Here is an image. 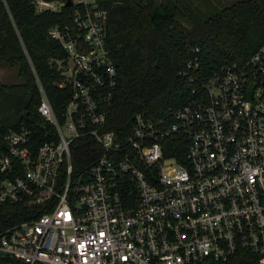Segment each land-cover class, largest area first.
I'll use <instances>...</instances> for the list:
<instances>
[{
    "label": "built area",
    "instance_id": "2783aa9c",
    "mask_svg": "<svg viewBox=\"0 0 264 264\" xmlns=\"http://www.w3.org/2000/svg\"><path fill=\"white\" fill-rule=\"evenodd\" d=\"M72 5L71 24L49 29L67 53L54 63L69 102L58 115L38 81L46 138L35 150L29 127L0 134V205L45 210L0 229V253L23 264H264V42L216 68L192 48L180 71L191 93L174 120L136 114L124 138L99 104L117 84L108 11ZM84 136L102 154L76 175L71 144Z\"/></svg>",
    "mask_w": 264,
    "mask_h": 264
},
{
    "label": "trees",
    "instance_id": "16d2710c",
    "mask_svg": "<svg viewBox=\"0 0 264 264\" xmlns=\"http://www.w3.org/2000/svg\"><path fill=\"white\" fill-rule=\"evenodd\" d=\"M60 10L39 11L32 0H7L19 35L0 0V63L16 68L19 81L0 82V134L29 127L36 143L45 138L38 123V106L44 87L60 115L72 91L59 88L55 59L67 53L49 34L53 26L70 25L76 6L68 0ZM72 1V0H71ZM108 11V46L117 67L116 89L108 102H100L107 115V130L122 137L132 131L136 114L152 120H174V112L190 97L191 83L180 73L200 48L207 66L225 61L244 63L264 42V0H241L207 15L192 0H99ZM208 68V67H207ZM52 133V128H47ZM33 139V138H32ZM179 139V137H176ZM2 142L0 138V143ZM179 144L184 146L182 137ZM74 173L87 174L102 154L101 146L88 136L71 144ZM43 206L23 203L0 205V229L42 214ZM0 264H23L0 253ZM245 264V263H244ZM255 264H257L255 262Z\"/></svg>",
    "mask_w": 264,
    "mask_h": 264
},
{
    "label": "rangeland",
    "instance_id": "374dc122",
    "mask_svg": "<svg viewBox=\"0 0 264 264\" xmlns=\"http://www.w3.org/2000/svg\"><path fill=\"white\" fill-rule=\"evenodd\" d=\"M194 7L197 10L212 15L216 13V9H221L226 6L232 5L241 0H192ZM216 8V9H215ZM19 77L16 68H11L5 64L0 63V82L13 83L18 82Z\"/></svg>",
    "mask_w": 264,
    "mask_h": 264
},
{
    "label": "water",
    "instance_id": "95a60500",
    "mask_svg": "<svg viewBox=\"0 0 264 264\" xmlns=\"http://www.w3.org/2000/svg\"><path fill=\"white\" fill-rule=\"evenodd\" d=\"M71 4H72V1L68 0L67 5H71Z\"/></svg>",
    "mask_w": 264,
    "mask_h": 264
}]
</instances>
